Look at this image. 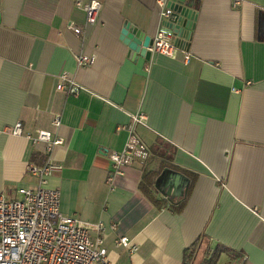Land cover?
Wrapping results in <instances>:
<instances>
[{"label": "crops", "instance_id": "crops-1", "mask_svg": "<svg viewBox=\"0 0 264 264\" xmlns=\"http://www.w3.org/2000/svg\"><path fill=\"white\" fill-rule=\"evenodd\" d=\"M77 1L0 0V195L37 188L28 166L49 155L26 136L51 131L64 143L50 155L62 169L48 186L93 239L101 227L109 264H187L195 250L193 264H264V0H185L194 29L174 38V57L149 60L125 43L126 28L155 40L167 28L160 0H98L95 25ZM82 54L95 63L79 67ZM65 73L77 96L57 90ZM139 113L151 155L112 175L109 155L124 149ZM17 123L22 136L10 132ZM164 162L174 169L157 179L166 202L157 207L140 184Z\"/></svg>", "mask_w": 264, "mask_h": 264}, {"label": "built area", "instance_id": "built-area-1", "mask_svg": "<svg viewBox=\"0 0 264 264\" xmlns=\"http://www.w3.org/2000/svg\"><path fill=\"white\" fill-rule=\"evenodd\" d=\"M244 0H233L234 7H240ZM162 6L161 18L164 23L173 19V11ZM76 6L86 15V24L95 25L98 21L102 4L98 0H78ZM77 35L83 34V29L73 27ZM175 35L169 28L158 31L150 50L153 53L174 57L177 51L173 40ZM191 56L186 55L189 62ZM96 61L93 55H79V67L92 66ZM58 91L77 96L80 86L67 73L60 77ZM147 115L139 113L132 116V124L128 128L129 138L121 152L109 155L112 162V175H120L123 169L136 164L145 163L150 155V149L137 134L139 125H146ZM55 128L62 125V116L55 115L52 120ZM15 136H22V124L17 123L10 131ZM34 145L45 144L49 155L43 166L30 164L28 173L38 180L35 190L19 189V198L10 200L0 195V264H109L108 250L104 244L101 227L93 239L89 225L82 220L66 216L61 211V194L58 190L49 188V179L54 173L61 171L62 165L51 158L53 149L64 143V140L51 131L39 130L36 135H27ZM118 246L130 249L132 253L138 247L132 245L127 238H120Z\"/></svg>", "mask_w": 264, "mask_h": 264}, {"label": "water", "instance_id": "water-1", "mask_svg": "<svg viewBox=\"0 0 264 264\" xmlns=\"http://www.w3.org/2000/svg\"><path fill=\"white\" fill-rule=\"evenodd\" d=\"M168 8L173 11V19L166 23V27L173 31L175 37L178 38L177 42H181V39L187 38L184 32L187 30L189 34L194 29L197 16L194 15L192 7L185 5V0L178 3H176V0H170ZM126 29L129 33L125 34L127 38L125 43L130 47L131 51L149 60L152 56L150 48L153 46L154 40L150 37L142 38L143 34L130 30L129 27ZM174 175L182 176L176 172Z\"/></svg>", "mask_w": 264, "mask_h": 264}, {"label": "trees", "instance_id": "trees-1", "mask_svg": "<svg viewBox=\"0 0 264 264\" xmlns=\"http://www.w3.org/2000/svg\"><path fill=\"white\" fill-rule=\"evenodd\" d=\"M173 169H174L173 165H171L167 162H164V163H162V166L160 167V169H158L157 171L145 172V174L143 176V179H142L141 184H140V191L146 197H148L154 203V205L157 207H163L166 204V202L164 200H159L155 196L157 179L163 171H165V170L172 171ZM176 173H178V172H176ZM178 174H180V173H178ZM190 192H191V187H189V189L187 187V195L188 196H189ZM185 202H186L185 200L181 201L179 203V205H177L176 210L177 211L181 210L184 207ZM195 251L190 253L187 264H193L194 263V258H195V254H196Z\"/></svg>", "mask_w": 264, "mask_h": 264}]
</instances>
